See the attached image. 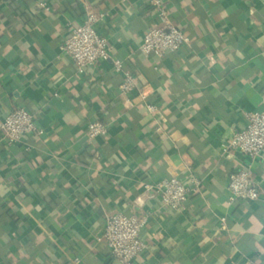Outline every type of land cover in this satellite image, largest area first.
Here are the masks:
<instances>
[{
	"label": "crops",
	"instance_id": "0c3cea01",
	"mask_svg": "<svg viewBox=\"0 0 264 264\" xmlns=\"http://www.w3.org/2000/svg\"><path fill=\"white\" fill-rule=\"evenodd\" d=\"M163 2L190 40L157 57L139 51L149 0H0V120L23 106L41 130L0 138V264H119L94 239L114 211L148 215L131 264H264V152L223 149L264 107V0ZM87 9L143 98L126 101L110 61L79 72L62 51ZM93 121L107 133L88 145ZM248 168L260 198L230 201ZM190 174L201 186L180 209L144 188Z\"/></svg>",
	"mask_w": 264,
	"mask_h": 264
},
{
	"label": "built area",
	"instance_id": "2783aa9c",
	"mask_svg": "<svg viewBox=\"0 0 264 264\" xmlns=\"http://www.w3.org/2000/svg\"><path fill=\"white\" fill-rule=\"evenodd\" d=\"M149 4L155 11V20L146 28L139 51L145 56L161 57L187 45L190 40L188 35L173 22L163 0H149ZM103 18V13L87 9L83 20L71 27L61 49L71 58L79 72L110 61L113 70L121 75L119 91L131 103L133 98L130 94L136 91L137 96L143 98L145 88L138 87L136 75L124 67L122 60L111 57L109 41L99 32ZM149 108L154 109V106L149 105ZM244 116L245 125L233 132L223 149L255 160L264 152V107L247 111ZM39 133L41 130L34 114L23 106L11 109L0 120V138L8 144L16 142L22 136ZM106 133V124L101 121L90 122L86 129V143L91 145L95 138ZM200 186L201 180L194 174H190L188 184L176 175L144 183L146 191H152L164 206L172 209L182 208L187 198L197 192ZM227 191L230 201L256 200L261 196L249 168L238 169L229 174ZM147 223V214L110 212L105 216L102 230L94 239L103 244L119 264H131L147 248L140 237ZM220 224L222 228L225 227L224 217L220 219ZM74 261L77 262L78 259L75 258Z\"/></svg>",
	"mask_w": 264,
	"mask_h": 264
}]
</instances>
